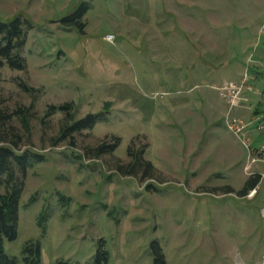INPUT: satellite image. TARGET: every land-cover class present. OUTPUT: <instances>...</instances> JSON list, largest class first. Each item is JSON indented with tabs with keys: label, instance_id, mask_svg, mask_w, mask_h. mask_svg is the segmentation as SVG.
Masks as SVG:
<instances>
[{
	"label": "rangeland",
	"instance_id": "374dc122",
	"mask_svg": "<svg viewBox=\"0 0 264 264\" xmlns=\"http://www.w3.org/2000/svg\"><path fill=\"white\" fill-rule=\"evenodd\" d=\"M83 1L81 31L62 18ZM192 1L0 0L1 20L28 21L27 68H0L1 144L19 135L17 152L43 158L24 177L17 237L4 240L16 264L28 241L40 242L42 264H96L102 239L106 264H155V240L167 264H264V189L225 191L242 189L246 166L262 172L264 162L251 166L221 94L227 81L243 83L238 104L251 109L241 113L258 108L264 124V0H195L202 21L210 11L218 19L206 52L183 25ZM61 104L70 112L53 108ZM88 113L105 117L64 134ZM252 134L253 146L264 143V132ZM113 135V152L87 154ZM130 146L144 150L155 178L115 168L131 160Z\"/></svg>",
	"mask_w": 264,
	"mask_h": 264
},
{
	"label": "trees",
	"instance_id": "16d2710c",
	"mask_svg": "<svg viewBox=\"0 0 264 264\" xmlns=\"http://www.w3.org/2000/svg\"><path fill=\"white\" fill-rule=\"evenodd\" d=\"M89 8L87 1L81 2L78 7L69 15L62 18V21L69 26L79 25L84 30L82 18ZM28 21L20 16L12 20L0 19V68L9 66L13 69L25 70L27 60L20 53L26 40V23ZM53 108L70 112L68 104L56 105ZM15 114V113H14ZM11 118L12 115H8ZM105 117L104 113H88L87 115L74 120L64 129V134L71 135L74 132H81L85 129H92L96 123ZM12 144L3 145L7 141L6 135L0 126V264H16L15 258L9 256L4 248V240H13L18 234V222L20 212L21 191L24 184V177L32 160H42L41 154L33 153L31 150L17 152L20 145V136L15 135ZM111 140H103L95 146L88 147L87 154L90 157H98L105 153L113 152L120 144L121 137L113 135ZM128 155L131 160L128 162L119 161L116 164L123 175L135 176L140 182L155 178V169L152 162L144 157V150L138 151L133 146L128 148ZM16 168L19 174L16 173ZM5 175V177H3ZM260 173H253L245 182L244 187L237 191L240 196L246 195L249 190L255 188L259 182ZM226 192H235V189L228 185ZM152 252L155 264H167L165 253L158 241H152ZM24 264H42L40 242L28 241L24 247ZM109 260V252L105 248L104 240H100L95 255L96 264H106Z\"/></svg>",
	"mask_w": 264,
	"mask_h": 264
},
{
	"label": "built area",
	"instance_id": "2783aa9c",
	"mask_svg": "<svg viewBox=\"0 0 264 264\" xmlns=\"http://www.w3.org/2000/svg\"><path fill=\"white\" fill-rule=\"evenodd\" d=\"M112 37L113 35H108V39H112ZM243 88H244L243 83L237 84L228 81L223 85V87H221V94L230 104V108L238 105L241 99ZM226 123L227 126L237 134V136L241 137L243 135L242 142L249 151V156L252 159L251 166L253 163L259 160L262 159L264 160V143H260L257 146H253L252 139L249 135V127L252 124V121H246L241 117L231 118L230 114H228L226 115ZM256 127L257 129H264V124L259 123ZM249 169H250V165H247L246 171L248 172V174L256 173V172H251ZM260 188L264 189V172L260 173V179L257 186L249 190L247 195L251 197L254 196Z\"/></svg>",
	"mask_w": 264,
	"mask_h": 264
},
{
	"label": "crops",
	"instance_id": "0c3cea01",
	"mask_svg": "<svg viewBox=\"0 0 264 264\" xmlns=\"http://www.w3.org/2000/svg\"><path fill=\"white\" fill-rule=\"evenodd\" d=\"M182 3L183 2H180V4H182ZM195 3H196L195 0H193L192 1V4H191V7L193 8L192 10H187V11H184L183 10V12H181V13L190 15L189 17H187L186 23L183 22V25H184V28L186 27L185 29L191 28L192 31H194V33L197 32V34L199 36V39H200L199 40V45L202 46L204 52H206L208 50V48H211L212 47V41H213V39H212V33L209 32V31L213 30V24L214 23H217L218 22V19L215 16L216 13L211 12V11L210 12H206V14H208V17H206L205 19H203L207 23V25H205V29H204L202 27L203 26L202 25V22H204V21L201 20L202 19L201 14H202L203 11L199 7H196L195 6ZM212 73H214V72H212ZM214 76H216V73H214ZM218 87H217V89H218ZM235 107H232V110ZM249 108L251 109V106L250 105L248 107V105H246L244 103V101L241 102L240 104L237 105L238 112L237 113H234L233 114L234 115L233 117H241V118H243V119H245L247 121H252V125L250 126V130H249V135H250L251 139H253L254 138L253 137V134H252L253 131H254V133L258 134L260 132H264V129H257V127H256L257 126L256 123L259 122V118L258 117L261 115V114H259L261 112H259L258 108H256L253 111H251L248 115L241 113V111L245 113V110L246 109H249ZM232 110H231L230 114L232 113ZM260 143H263V142H257L256 145H258ZM258 162H264V161H257L256 163H258ZM262 172H264V171H262ZM256 173H261V172H257L256 171ZM246 180H245V182H246ZM245 182H244V185H245ZM232 187L234 188V186H232ZM234 189L238 191L241 188L235 187Z\"/></svg>",
	"mask_w": 264,
	"mask_h": 264
}]
</instances>
